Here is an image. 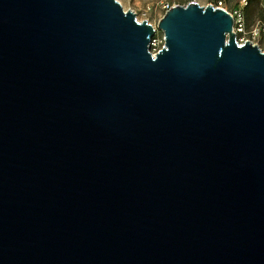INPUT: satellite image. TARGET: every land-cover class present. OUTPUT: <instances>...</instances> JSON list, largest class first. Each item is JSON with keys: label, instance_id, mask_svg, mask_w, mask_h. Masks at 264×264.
<instances>
[{"label": "water", "instance_id": "water-1", "mask_svg": "<svg viewBox=\"0 0 264 264\" xmlns=\"http://www.w3.org/2000/svg\"><path fill=\"white\" fill-rule=\"evenodd\" d=\"M0 0V264H264V50L192 0Z\"/></svg>", "mask_w": 264, "mask_h": 264}, {"label": "rangeland", "instance_id": "rangeland-1", "mask_svg": "<svg viewBox=\"0 0 264 264\" xmlns=\"http://www.w3.org/2000/svg\"><path fill=\"white\" fill-rule=\"evenodd\" d=\"M124 10H133L137 13V18L140 21L148 20L149 23L158 27L159 19L162 18L166 11L167 5L182 4L186 5L192 0H119ZM202 6L209 4L215 5L218 0H195ZM226 7L232 10L239 5L240 0H224ZM251 6L247 10L248 19L251 23L258 20L264 21V0H251ZM160 35L163 31L158 29ZM261 48L264 50V36L260 39Z\"/></svg>", "mask_w": 264, "mask_h": 264}, {"label": "built area", "instance_id": "built-area-1", "mask_svg": "<svg viewBox=\"0 0 264 264\" xmlns=\"http://www.w3.org/2000/svg\"><path fill=\"white\" fill-rule=\"evenodd\" d=\"M251 0H240L238 6L229 10L224 0H218L215 6L225 8L231 12L234 18V31L237 35V40L240 44L245 43L250 40L255 44H258L260 47V39L264 36V21L258 20L257 22L251 23L247 15V7L249 6ZM170 5H167V10L170 8ZM166 39L164 33L160 35L156 27V33L152 38L150 47L152 53L157 54L165 45Z\"/></svg>", "mask_w": 264, "mask_h": 264}, {"label": "crops", "instance_id": "crops-1", "mask_svg": "<svg viewBox=\"0 0 264 264\" xmlns=\"http://www.w3.org/2000/svg\"><path fill=\"white\" fill-rule=\"evenodd\" d=\"M251 3H252V2L250 1V4H249V6L247 7V10H248V8H250V6H251Z\"/></svg>", "mask_w": 264, "mask_h": 264}]
</instances>
